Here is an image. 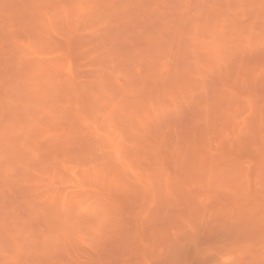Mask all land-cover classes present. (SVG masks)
<instances>
[{"label":"rangeland","instance_id":"374dc122","mask_svg":"<svg viewBox=\"0 0 264 264\" xmlns=\"http://www.w3.org/2000/svg\"><path fill=\"white\" fill-rule=\"evenodd\" d=\"M0 264H264V0H0Z\"/></svg>","mask_w":264,"mask_h":264}]
</instances>
